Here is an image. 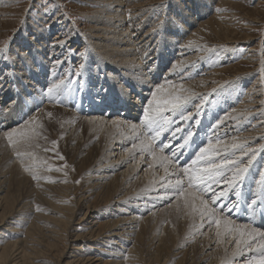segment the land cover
Instances as JSON below:
<instances>
[{"label":"rangeland","instance_id":"rangeland-1","mask_svg":"<svg viewBox=\"0 0 264 264\" xmlns=\"http://www.w3.org/2000/svg\"><path fill=\"white\" fill-rule=\"evenodd\" d=\"M187 1L0 0V174L2 175L0 179L5 178L4 171L11 168L13 163L18 166L20 164L24 165L21 168H26L25 170L29 174L20 169L23 171L20 176L23 179L26 178L24 179L26 185L28 182V184L42 183L41 181L44 178L47 179L43 185L46 188L50 187L48 184L59 185L64 183L62 185L69 186L68 194L62 200L65 203L62 202V204H66L64 208L69 205L72 209V217L67 225L61 222L64 216L67 215L65 210L58 208L54 210L44 208V210H41L49 220L44 238L51 235L52 230L56 229L60 233L62 244H66V247L60 259H57L59 256H55L52 251L48 250L32 254L29 257L32 264H64L77 251L86 253L87 256L95 259L100 258L101 262L94 260V264H131L132 262L133 264H219L222 261H225V263L228 261L227 252L230 251L238 258L236 257L233 262H227V264H262L264 262V248H261L264 245V235H260L264 233V221L260 223L256 221L257 214H264V209H262L264 201L259 202L257 196L252 191L250 192L255 188L254 185L250 187L249 193H244L240 188L238 190L239 194L235 197L233 190L237 186L235 181L237 178L235 180L229 179L232 169H236L238 165L243 166L253 162L251 161L252 158L248 157L247 159L243 156L247 152L253 154V156L255 155L259 160H257V174L262 170L261 173L264 174V150L258 153L260 148L263 147L262 144H264V0H207V2L205 0L197 2L195 0L197 4L186 6ZM203 3H207V6H204ZM173 8L176 9L171 11ZM185 8L190 10V13L186 16ZM200 8H203V11H198ZM116 10L119 11V16L114 18L111 23L108 22L109 17L116 15ZM194 10L197 11L194 12ZM169 16L176 17L179 26L173 28V25H171L170 27L160 28L158 26L160 21ZM191 17H194L192 22L181 32V26ZM110 30L115 34L114 36L119 37L117 38V45H114L113 49L120 56H114L112 59H117L115 62L117 64L122 57L123 63H126L120 65L124 69L121 73L126 70L134 73L139 72L137 80L142 83L148 81V86L141 87V92L136 91L134 93V83L129 78L131 76L116 82L123 90L129 88V95L131 93L136 94L135 98L128 101V108L122 109L124 105L119 106L116 95L111 104H105L107 102L103 100V93L106 92L105 83L100 82L97 84L98 80L101 81L97 77H101L104 72L93 73L94 81L89 87L92 93L89 96L96 101L95 106L92 105L90 99L83 101L82 98H78L79 100L72 104L78 105L80 111L84 113L79 112L78 119H74L75 121L61 119L60 112L63 109H69L64 102L70 100L76 94L85 95L83 91L85 86L81 85V76L80 74L75 76V73L78 70H87V60L90 63L93 62V59H87L91 55L90 41L92 37L95 36L97 40ZM147 32H149L148 37L141 36ZM171 32L175 33V36L179 35L178 40L174 38L172 42L165 44ZM40 33H43V35L37 36ZM36 39L40 40L37 48L43 42L45 43L42 46L47 47L45 55L38 56L44 63L45 69L42 79L45 80L36 79L32 85H29L30 83L25 79V84L28 83L24 87L27 88L29 93L27 94V91H24L22 96L27 97L28 101L32 100L34 96L39 99L40 93L51 87V84L46 83V78H49L51 70H58L59 78L67 80V82L61 85L58 91L54 92V94L57 92L54 95L55 98L48 97L42 103H37L35 109L30 113L20 114L18 111L12 110L14 118L4 121L2 115L6 113L2 108H5L11 100L13 101L12 105H15L17 100V97L12 95V86L15 85L13 76L14 78L18 76V81L23 79V74L20 75L19 73V60L13 52L15 50H29L30 44L36 43L34 42ZM92 40L94 41V39ZM108 40L110 39L108 38ZM131 43H133L134 48L127 50L128 46L125 45L130 44L131 46ZM27 46L29 47L27 48ZM156 46L157 49H155ZM161 46L165 52L160 53L158 57L157 53H151L153 49L158 52ZM109 47L107 45L102 49L96 48V53L108 55L105 50L110 51L111 47ZM125 53L128 54L125 55ZM164 53L165 55H163ZM35 57L36 55L33 56V59ZM31 61L32 58L27 60L26 70H37V65L34 66ZM138 61H140L139 65L141 64L139 68L136 65ZM23 66L21 65V67ZM152 67L157 68L155 73L151 70ZM103 70L109 72L112 69L105 65ZM8 73L11 76H7ZM27 73L28 71H25V74ZM119 73H117V76ZM152 73L154 75L150 77ZM87 80H90V78ZM187 81L193 83L191 87L195 89H190L192 92L180 96L179 101L174 100L171 104L162 105V102L165 101L162 93L167 85L176 87V85L179 86ZM1 89L7 90L3 97L1 96ZM37 90L38 92H36ZM154 92L157 99L161 101L159 105L155 103L150 105L149 103L153 100ZM165 95L169 96L168 94ZM224 95H228L226 100H224ZM221 100H224V103L221 104ZM44 104H51L54 108L47 107V110L42 111L38 119L32 118L34 111ZM173 104H178V106L174 108ZM156 107L161 109L160 113L156 115L150 112L153 119L145 121V109H155ZM87 109L92 111L88 112ZM96 110L102 111V113H96ZM9 111H11L10 108ZM236 115L240 117L235 118ZM87 117L101 120L92 121V123L86 119ZM104 117L107 118L106 123L113 121V124L106 126L103 122ZM25 121L27 122L25 123ZM117 121L122 122V126L113 129ZM71 123H74V125ZM133 124L137 126L135 130L130 128V125ZM10 129L12 130L10 131ZM13 130L19 133L14 136L15 138L13 137L16 141L14 145L9 143L5 135V133L13 132ZM241 131L243 132L240 133ZM233 132L242 136L241 142L243 145H238V143L232 145L230 139L236 135ZM113 134L121 142L118 145L117 140H111ZM229 137L231 138L229 139ZM66 138L71 140L67 141ZM189 138L190 140H196L195 145L191 147L188 145L185 149L178 147L179 145L184 146L185 139ZM141 140L148 143L145 147L161 152L167 162L170 161L171 166L168 167V170L163 171L150 164L152 160L150 154L140 156L139 149L135 148L134 145ZM53 141L56 143H53ZM82 144L84 145L83 148H80V151L79 146ZM245 147L249 149H245V153L240 154L239 149ZM92 148L95 152L93 156L91 153ZM108 149L114 151L108 152ZM201 149L207 151L201 152ZM236 149H238V152ZM120 150H122L123 155L118 156ZM89 153L91 154L89 155ZM135 155L137 159H143L140 164H136L139 168L138 171L132 167ZM198 157L202 158L198 159ZM234 157L235 160L232 161ZM194 161L195 163H193ZM236 161L240 163L237 165ZM144 162L145 164H142ZM96 163L100 164L95 165ZM112 164L115 165V169L110 168ZM85 165H95V167L99 166L100 168L109 165L110 167L106 169L111 170L108 172L109 177L106 178L103 185H99L102 191L98 187L91 197L85 199L82 196L80 201L77 202L81 196L80 194L84 190L86 191L87 183L90 182L93 176L89 174L90 169ZM173 166H177L176 168L181 175L177 178L182 179V182L184 180V188H189L190 181V176L185 173V169L193 172L196 169L212 166V171L209 174H204V183L197 184L189 189L193 190L202 199L207 200L211 206L210 208L224 215L226 219L237 221L239 224L251 225L249 228L252 227L258 232L259 241L254 236L257 234L256 232L251 236L249 235L250 231L245 229L242 230L244 233L242 236L239 233H229L232 234V237L229 239L227 235V238L221 241V245L216 243V241L219 242L221 235L217 236L215 242H213L215 240V237H213L212 244L205 248V252L202 254L203 250L200 251V247L204 243L205 232L212 226L214 229L212 228L209 231L208 236L217 233L215 223L210 222L209 217L195 215L189 205L184 206V201L178 197V194H180L178 189L166 193V197L159 200L155 196H163L164 191H160V185L163 183L154 188L151 186L152 183H157L168 176ZM85 167L87 170H85ZM128 173L133 174L128 175ZM225 173L227 174L225 175ZM34 175L38 176L39 179H33ZM219 175H221L220 181L217 180ZM243 175H238V178L240 179ZM143 177H145L143 183L146 186L150 185V187L142 191L141 182L137 179ZM177 178L176 180H179ZM227 182L231 185L226 184ZM207 186H210L212 191L206 192L205 187ZM232 187L233 189H231ZM3 188H0L1 195L5 191L1 190ZM23 188V197L27 198L29 196L31 197L29 200L33 201L35 190H30L26 186ZM117 188V192H120L119 196L124 197L112 198L113 196L110 193ZM154 190H156V193H152ZM261 190L264 191V188L261 186L256 187L257 192ZM52 192L51 197L59 196L57 194L59 191L54 190ZM144 193L146 196L147 194L152 196V198L141 200L146 204L140 205L135 210L133 209V211L137 210V215L141 217V220H148L145 224L144 233L141 235L140 244H138L139 242L135 243L137 228H135L136 220L133 224L132 219L129 220L130 223L122 222L118 224L117 222L112 225V227L118 225L119 228L116 226L118 229H111H116L121 235L112 236L111 239L104 237L111 233V229H108V226H110L108 223L121 218L124 213H127L128 217L130 216V212H128L129 210L125 205L127 203L122 206L124 209L118 210L117 204L121 203V200L117 201L116 199L126 198L130 202L128 204H136L137 201H140L137 199L144 197ZM97 194L99 196H96ZM213 194L217 197L215 202L212 200ZM224 199L227 201L225 202ZM236 206H241V211H234ZM32 211L29 210L30 215L34 214ZM248 212H252L253 215L248 216ZM16 216L13 214L8 217L4 224H0V231L1 229L8 230L3 233L6 241L2 242L1 240L0 247L14 240L21 241L25 238L22 230L26 224H29L30 218L22 215L18 217L21 219H16V221L14 219L17 218ZM22 217H24L23 220ZM240 218H243V220H240ZM18 223L19 225H17ZM12 224L17 225L15 230H19V232L17 231L19 234L14 231ZM200 225L204 228L198 233L197 227ZM6 226L12 230L7 229ZM170 229L173 230V236H165L167 243L164 244V242L156 240L162 235V230L169 232ZM219 230L222 232L221 229ZM99 232L102 233V236L97 239L96 233ZM75 234H81L82 237L75 238ZM148 237L149 240H146ZM34 239L39 240L41 236L36 235ZM36 240L30 237L28 246L36 245V242H34ZM150 240H153V242L146 245ZM226 240L232 241H230V244L225 245ZM237 240L241 242L237 244ZM161 244H163V247L167 246V250L163 249ZM42 246H44V243H41L39 248H42ZM58 246L61 249V244ZM58 246L54 249L57 250ZM192 246L194 249H191ZM73 247H80V249ZM119 247L120 250L115 251ZM133 247L137 251L132 253L131 258L128 256V259H126L128 250ZM176 248L177 250H175ZM222 248L226 252L225 257L224 252H221ZM192 251H196V256L200 258L195 263H193L194 260L190 261ZM115 252H117V255ZM16 253L17 251L13 254ZM83 257L85 256H81V258ZM214 259L218 260L214 261ZM7 261L9 264L13 262L11 258ZM74 264L88 263L83 260Z\"/></svg>","mask_w":264,"mask_h":264},{"label":"bare ground","instance_id":"bare-ground-1","mask_svg":"<svg viewBox=\"0 0 264 264\" xmlns=\"http://www.w3.org/2000/svg\"><path fill=\"white\" fill-rule=\"evenodd\" d=\"M206 2H207V0H205ZM197 2H199V0H197ZM197 2L195 1V0H188L187 2H186V6H188V5H191V6H193V5H195V3L197 4ZM207 4V3H206ZM206 4H204L203 3V5L204 6H207ZM176 8H173L171 11H174ZM166 10V8L164 9V11ZM197 10H194V12H196ZM198 11H203V8H200V9H198ZM190 13V10L189 9H187V8H185V16L186 15H188ZM115 16H111V17H109L108 18V22H110L111 23V21L112 20H114V18H117L118 16H119V11L118 10H116L115 11ZM193 18L194 17H191V18H189L187 21H185V24H183L181 27H182V29H181V32H183L182 30L183 29H186L187 28V26H188V24H190L191 22H192V20H193ZM180 24H182V23H180ZM171 25H173V28H175V27H177V26H179V23H178V21H177V19H176V17H171V16H169L168 18H165V19H163V20H161L160 21V23H159V27L160 28H163L164 26H167V27H170ZM97 28H102V27H97ZM112 30V29H111ZM111 30H110V32H111ZM34 32V31H33ZM109 31H107V34L106 35H104V36H102L101 38H102V40H101V38H97V40L95 39V36H93L92 37V39H94V41L91 39V43H90V47H92V50H91V55L87 58V59H93V62L92 63H90L88 60H87V62H86V65L88 66V68H87V70H78V71H76V73H75V76H76V74L77 75H79L80 74V76H81V79H82V83H81V85L82 86H85V88H84V96H80V95H74L73 97H71L70 98V100H68V101H65L64 103L67 105V107L69 108V109H63V111H61L60 112V115H61V119H63V120H65V121H73L74 119H78V113L79 112H81L80 111V109H79V106L78 105H73L72 103H76L79 99H83V101H86L87 99H90L91 100V103H92V105H94L95 106V103H96V101L95 100H93L92 98H90V93H92V91H91V88H89L90 87V85H91V83H92V81H94V76H93V73H100V72H104L103 73V75L101 76V77H97V78H99V79H101V81L100 80H98L97 81V84H99L100 82L101 83H105V87H106V92L105 93H103V100H106L107 102L105 103V104H107V103H109V104H111L114 100V97H118V100H117V102L119 103V106H121V105H124V108H122V109H126V108H128V101L129 100H131V98H135L136 96V94H134L136 91H139V92H141V87H145L146 85L148 86V81L146 82V83H142L140 80H137V74L139 73V72H137V73H134L133 71H130V70H126V71H124V73H121V71L122 70H124L123 68H122V66H120V65H125L126 63H123V60H122V57H121V61L120 62H118L117 64H115V62L117 61V59H112V57L114 58V56H120L119 55V53H115L114 52V49H113V47H114V45H117V43L116 42H118V39L117 38H119L117 35L116 36H114L115 34L114 33H110ZM39 33V32H38ZM40 35H43V33H40V34H37V36H40ZM148 35H149V32H147V33H144V34H142L141 36L143 37H148ZM178 37H179V35H176L175 36V33H173V32H171V34L169 35V37H168V39H167V42L165 43V44H167L168 42H172V40L174 39V38H177V40H178ZM108 38L110 39V40H108ZM120 39L121 40H123V38H121L120 37ZM142 39V38H141ZM159 40H161V38H159ZM149 41V40H148ZM161 41H163V40H161ZM34 42H36V43H31L30 44V49L29 50H26V49H24V50H21V51H17V50H15L14 52H13V54L15 55V57L19 60V65H20V67H19V73H20V75L21 74H23V79L22 80H19L20 81V83L18 84V79L17 78H19L18 76H16V78H14V76H13V80H14V86H12V95H13V97H17V100H16V103H15V105H12L13 104V101L11 100V102H9V104L5 107V108H2V110L6 113V114H4L3 113V119H4V121L6 120V119H9V120H11V119H13L14 118V116H12V110H15V111H18L20 114L21 113H30L32 110H34L35 109V107H36V105H37V103H39V102H43L44 100H47V98L48 97H51V98H55V94H57V92L54 94V92L55 91H58V89H60L59 87L61 86V85H63L64 83H66L67 82V80H63V79H61V78H59V74H58V70H51V74H50V76H48L49 78H46V83L47 84H51V89H52V92L51 93H49L48 92V90H45L43 93H40V95H39V99H36L35 98V96L33 97V99L32 100H30V101H28V99H27V97H23L22 96V93L24 92V91H27V94L29 93L28 92V90H27V88H25L26 86H27V83L29 82L30 84L29 85H32L33 84V82H34V80H36V79H42L43 78V73H44V69H45V67L43 66L44 65V63H43V61L38 57L39 55L41 56V55H43L44 53H45V49L47 48V47H45V46H42V44H44L45 42H43L42 44H41V46L39 47V48H37V46H39V44H40V40H38V39H36V40H34ZM145 42H146V40H145ZM146 45H147V42L145 43ZM110 46L111 47V50L110 51H108V50H105L106 52H108V55H102V54H97L96 53V48L97 49H102L103 47H106V46ZM164 45V44H163ZM162 45V46H163ZM25 46V45H24ZM125 46H128L127 47V50H131V48H134V46H133V43H131V46H130V44H126ZM143 46V45H142ZM162 46H161V49L160 50H158V52H156L155 51V49H157V46H156V48L155 49H153V50H151V53L152 54H155V53H157V57L159 56V54L160 53H162L163 51H164V48H162ZM21 47V46H20ZM29 46H27V48H28ZM109 47V48H110ZM169 47V46H168ZM177 47V46H176ZM142 48V47H141ZM170 50H171V48H169ZM51 51V50H50ZM126 52V51H125ZM165 52V51H164ZM128 54V53H127ZM126 53H125V55H127ZM36 55V57L33 59V56H35ZM45 55V54H44ZM131 55V54H130ZM163 55H165V53L163 54ZM11 56V55H10ZM156 57V56H155ZM30 58H32V61H31V63H33V65L34 66H36L37 65V70H34V69H28V70H26L27 69V67H26V64L29 62H27V60L28 59H30ZM154 58V57H153ZM9 60V59H8ZM186 60V59H185ZM11 62V61H10ZM139 62L140 61H138V63L136 64L137 65V68H139V67H141L140 65H139ZM47 64V63H46ZM159 64V63H158ZM21 65H24L23 67H21ZM32 65V66H33ZM105 65H107V66H109V67H111V69L112 70H109V72H106V70H103L104 69V67H105ZM184 66V65H183ZM133 67V66H132ZM29 68V67H28ZM153 69H151V70H153L154 71V73H155V71L157 70V68L156 67H152ZM100 69V70H99ZM25 71H28V73L27 74H25ZM100 71V72H99ZM38 72V73H37ZM118 72H120L119 73V75L117 76V73ZM41 73V74H40ZM50 73V72H49ZM154 73H152V75L150 76V77H152L153 75H154ZM159 73V72H158ZM66 74V73H65ZM7 76H11L10 75V73H8V75ZM127 76H131V77H129L130 79H131V81L134 83V86H133V89H134V93L132 94L131 93V95H129V92H128V89L126 88L125 90H123L122 89V87H120L119 85H117V83L116 82H119L120 80H122L123 78H125V77H127ZM90 78V80H87V79H89ZM28 80V82H26V84H25V82H24V80ZM205 79V78H204ZM42 80H45V79H42ZM181 81V80H180ZM112 82H114V83H112ZM171 82V81H170ZM172 82H173V80H172ZM171 82V83H172ZM182 82V81H181ZM188 82V81H187ZM183 83V84H180L179 86H177L176 85V87L175 86H166V88H165V90L163 91V90H161V91H163V93H162V96H164V100L165 101H170V103H164V102H162V105H167V104H171L174 100H176L175 98L176 97H180V96H182V95H185L186 93H188V92H192L191 90H194L191 86L193 85V83L191 82V83ZM41 83H42V81H41ZM175 83H177L176 81H175ZM178 83H179V81H178ZM254 83V82H253ZM174 85V84H173ZM238 85V84H237ZM25 86V87H24ZM173 87H175V89H173ZM49 88V89H50ZM39 89H40V86H39ZM170 89H172V90H170ZM191 89V90H190ZM2 90V93H1V96L3 97V96H5V93L7 92V90H5V89H1ZM186 90V91H185ZM198 91H200V90H198ZM36 92H38V90L36 91ZM131 92V91H130ZM172 92V93H171ZM260 92V91H259ZM165 94H168L171 98L169 99V96H167V95H165ZM116 95V96H115ZM60 96V95H59ZM165 96H167V97H165ZM228 97V95H224V100H226V98ZM79 98V99H78ZM263 98H264V96H263ZM27 99V100H26ZM224 100H221V104L222 103H224ZM137 102V101H136ZM63 103V104H64ZM264 103V102H263ZM101 104H104V103H101ZM10 105H12L11 107H10ZM47 107H50L51 109L52 108H54V107H52V105L51 104H44V105H41V107L39 108V109H37V110H35L34 111V115H33V117L32 118H39V116L42 114V111H45V110H47ZM100 107H101V105H100ZM9 108L11 109V111H9ZM55 109H59V108H55ZM88 110V112H91L92 110L90 109H87ZM171 110V109H170ZM237 110V109H236ZM85 112H87L86 110H84ZM252 111V110H251ZM96 113H102V111H98V110H96L95 111ZM254 112V111H253ZM253 112H251V113H253ZM82 113V112H81ZM84 113V112H83ZM82 113V114H83ZM231 113V112H230ZM237 113V112H236ZM250 113V114H251ZM257 114V113H256ZM209 115H210V113H209ZM252 115V114H251ZM8 116H10V117H8ZM226 116V115H225ZM228 116V115H227ZM237 116H239V115H236L235 116V118H237ZM259 116V115H258ZM1 117V116H0ZM230 117H231V115H230ZM240 117V116H239ZM198 119H199V117H197ZM228 118H229V116H228ZM233 118H234V116H233ZM67 119V120H66ZM86 119H88V121H90V122H97L98 120H101V119H95V118H90V117H87ZM107 118H103V122H105V125L107 126L108 124H109V126L111 125V124H113V121H110V122H108V123H106L107 122V120H106ZM224 119H225V117H224ZM75 121V120H74ZM27 121H25V123H26ZM92 122V123H93ZM32 123H34V122H32ZM31 123V124H32ZM232 123V122H231ZM31 124H29V125H31ZM35 124V123H34ZM72 125H74V123H71ZM228 124H230V123H228ZM253 124V123H252ZM251 124V126H253ZM256 124H257V121H256ZM262 125V124H261ZM122 126V122L121 123H119V121H117L116 122V124H115V126L113 127V129L114 128H118V127H121ZM257 126V125H256ZM34 127V126H33ZM127 127V126H126ZM238 127V126H237ZM130 128H132V129H134L135 130V128H137V126L135 125V124H133V125H130ZM260 128V127H259ZM112 129V130H113ZM12 129H10V131H11ZM30 130V129H29ZM133 130V131H134ZM225 130V129H224ZM258 130V129H257ZM14 131V130H13ZM23 131V130H22ZM246 131V130H245ZM135 132V131H134ZM243 131H241L240 133H242ZM247 132V131H246ZM251 132V131H250ZM252 132H254V131H252ZM233 133H236V132H233ZM19 134V133H18ZM136 134V133H135ZM247 134V133H246ZM23 135V134H22ZM29 135V134H28ZM33 135V134H32ZM223 135H224V133H223ZM222 135V136H223ZM228 135V134H227ZM236 135H238L237 133H236ZM234 136L233 138H231V137H229V139L231 140V142L233 143H231L232 145H234V144H237L238 143V145H240V144H242V136ZM249 135V134H248ZM248 137V136H247ZM15 138V137H14ZM237 138H238V140H237ZM240 138V139H239ZM6 139H7V137H6ZM30 139V138H29ZM248 139H249V137H248ZM15 140V139H14ZM65 140H71V139H65ZM110 140V139H109ZM111 140H117V145L119 144V143H121L119 140H118V138H116L115 137V135L113 134V137H111ZM244 140H245V138H244ZM73 141V140H72ZM184 141V139L182 140V142ZM185 145L184 146H182V145H179L178 147H183L184 149H185V147L186 146H193V145H195L194 144V142L196 141V140H190V138L189 139H185ZM223 141H224V139H223ZM223 141H222V143H223ZM226 141V140H225ZM228 141V140H227ZM246 141V140H245ZM250 141V140H249ZM74 142V141H73ZM7 143H8V141H7ZM84 143V142H83ZM263 143H264V141H263ZM112 144V143H111ZM116 144V143H115ZM146 144H148V143H146L145 141H143V140H141V141H139L137 144H135L134 145V147L135 148H138L139 149V152H140V156H143V155H146V154H150L149 156H150V158L152 159L151 160V163L150 164H152V165H155L157 168H159V169H161V170H165V169H167L168 170V167H170L171 165H170V161H168L167 162V160L165 159V157H164V155L161 153V152H156V151H153L152 149H149L148 147H145V145ZM14 145V144H13ZM19 145V144H18ZM83 145L84 144H82V145H80L79 146V150L81 151V149L80 148H83ZM231 145V146H232ZM237 145V146H238ZM243 145V144H242ZM28 146V145H27ZM149 146V145H148ZM258 146V145H257ZM262 146L264 147V144H262ZM253 147V146H252ZM261 147V146H260ZM263 147H261L260 148V152H258V153H261V151L262 150H264L263 149ZM104 148V147H103ZM134 148V149H135ZM232 148V147H231ZM248 148V147H247ZM246 147L243 149H239V152H240V154H242V152H244L245 151V149H247ZM251 148V147H250ZM254 148V147H253ZM259 148V147H258ZM85 149V148H84ZM102 149V148H101ZM233 149H234V147H233ZM249 149V148H248ZM13 150V149H12ZM237 150V152H238V149H236ZM253 150V149H252ZM31 151V150H30ZM33 151V150H32ZM108 152L110 151V152H113L114 150H110V149H108L107 150ZM248 151V150H247ZM246 151V152H247ZM249 152H251V151H249ZM91 153H92V156L93 155H95V152H94V150H93V148H92V151H91ZM91 153H89V155L91 154ZM107 153V152H106ZM122 153V154H121ZM245 153V152H244ZM132 154V153H131ZM255 154V153H254ZM121 155H123V152H122V150H120V152H118V156H121ZM244 157H247V159H248V157H250V159L252 158L253 160H251V161H253L251 164H249V163H247V164H245V165H238L240 162L239 161H236V163H237V165H238V167L236 168V169H232V171H231V173H230V177H229V179L231 180H235V178H237L235 181H236V184H237V186L234 188V190H233V193H234V195H235V197H236V195H238L239 193V189L240 188H242V190L241 191H243L244 193H249V190L251 189L250 187L252 186V185H254L255 186V188L254 189H252V190H250V192L252 191L253 193H254V195H256L257 196V200H259V202L260 201H264V191L263 190H261L260 192H257L256 191V187L258 186H261L262 188H264V174L263 173H261L262 171H260V173L259 174H257V169H258V167H257V162L259 161L258 160V158H256L255 157V155L253 156V154H248V152L247 153H245L244 155H243ZM5 157H6V155H5ZM7 157H8V155H7ZM254 157V158H253ZM89 158V157H88ZM237 158V157H236ZM39 159V158H38ZM134 161H133V169H135L136 171H138V169L139 168H137V165L136 164H140L142 161H143V159H137V157H136V155L134 156ZM245 159V158H244ZM249 159V160H250ZM88 160V159H87ZM108 160V159H107ZM235 160V157H234V159L232 160V161H234ZM258 160V161H257ZM180 161V160H179ZM247 161V160H246ZM251 161H248V162H251ZM111 162H115V161H111ZM229 162V161H228ZM230 162H231V160H230ZM229 162V163H230ZM19 163V162H18ZM28 164V163H27ZM97 164H100V163H96L95 165H97ZM142 164H145V162L144 163H142ZM95 165H92V166H88V165H85V166H87L88 167V169H90V175H93L92 176V178H91V180H90V182H88L87 184H88V187L86 188V191L84 192H82L80 195V197H79V199L77 200V202L78 201H80V199H81V197L83 196V198H85V199H87L88 197H91L92 195H93V192H95V190H97V188L99 187L100 189V191H102V188L99 186V185H103V183L105 182V180H106V178L107 177H109L108 176V172L111 170V169H109V170H107L106 168L107 167H110L109 165H107V166H105V168H100L99 166H97V167H95ZM12 167L11 168H8V169H6V171H4V177L5 178H2V179H0V188L1 187H4L3 189H1V190H5L4 191V194H2L1 195V192H0V224H4V222H6L7 220H8V217H10L11 215H13L14 214V216L15 215H17L16 217L17 218H14L15 220L16 219H19L18 217H21L22 215H25L26 217H28V218H30V221H29V224L27 225H25L22 229V233H24V236H25V238L23 239V240H21V241H12V242H10V243H6L5 245H3L2 247H0V264H9L8 263V261L7 260H9V258H11L12 259V261H10V262H12V264H32L31 262H30V255H32V254H35V253H38V252H44V250H48V251H52L54 254H55V256H59V257H57V259L59 258L60 259V257H61V255H62V252H63V250L65 249V247H66V244H62V242H61V236H60V233L59 232H57L56 231V229H53L52 230V234L51 235H49L48 237H45L44 238V232H45V229L47 228V223H48V217L45 215V213L44 212H41V210H44V208H47V210H50V209H56V208H58V209H62V210H65L66 211V213H67V215L66 216H64V218H63V221H61V222H64V224H66L67 225V223L70 221V219H71V214H72V209H71V207H69V205H67L66 206V208H64V206L66 205H63L62 204V200H63V198L68 194L67 192H68V190H69V186H65V185H62V184H64V183H62V184H59V185H50V184H48V186H50V187H48V188H46L45 186H43L44 185V183H46V181H47V179H44L43 178V180L41 181L42 183H39V182H35V183H32V184H28L27 183V185L25 184L26 182L24 181V179H26V178H24L23 179V177H21L20 176V173H22L23 171L22 170H20V169H23V168H21V167H23L24 165H17L16 163H13L12 165H11ZM112 167H110V168H112V169H115L116 167H115V165H111ZM26 167V166H25ZM24 167V168H25ZM80 167H84V166H80ZM177 166H173V168L171 169V171H170V173H169V175L168 176H166L165 178H163L162 180H160V181H158L157 183H152V185L151 186H153L152 188H154V187H156L157 185H160V184H162V185H160V187H161V189H160V191H164V194H163V196L162 195H156L155 197L157 198V199H162V197H166V193H168V192H173L175 189H178V186H177V181H182V179H179V178H177L178 176H181L180 175V173H179V170L176 168ZM231 168V167H230ZM26 169V168H25ZM25 169H23L24 170V173L26 172V173H28ZM106 169V170H105ZM229 169V168H228ZM246 169V170H245ZM248 169H250L247 173H246V171L248 170ZM85 170H87L86 169V167H85ZM84 170V171H85ZM18 171V172H17ZM230 171V170H229ZM228 171V172H229ZM24 173H23V175H24ZM58 173V172H57ZM244 175H243V174ZM29 174V173H28ZM131 174H133V173H128V175H131ZM227 173H225V175H226ZM214 175H215V173H214ZM222 175V174H221ZM221 175H219L218 177H217V180L218 181H220L221 179H220V176ZM238 175H243L242 177H244L243 179H242V177L239 179L238 178ZM7 176H9V177H7ZM26 176H27V174H26ZM32 176V175H31ZM57 176V175H56ZM59 176V175H58ZM2 177V175L0 174V178ZM25 177V176H24ZM172 177V178H171ZM228 177V176H227ZM176 178L177 179H179V180H176ZM115 179V181H117V179L116 178H114ZM32 180V179H31ZM30 180V181H31ZM138 181H140L141 182V185L140 186H142V191L143 190H147L149 187H150V185H148V186H146V184L145 183H143V181H145V177H143V178H141V179H137ZM151 181V180H150ZM234 181V182H235ZM32 182V181H31ZM173 182V183H172ZM233 182V183H234ZM254 182H255V184H254ZM3 184H5L4 186H3ZM226 184H229L228 182L226 183ZM235 184V183H234ZM23 185H24V188H25V186L26 187H28L30 190H35L34 191V199H33V201H30L29 199H31V197H29V196H27V194H26V196H27V198H24L23 197V191H22V188H23ZM183 185H185V183H184V180H183V184H182V186ZM213 185H215V184H213ZM231 184H229V186H230ZM107 186V185H106ZM20 187H22L21 188V190H20ZM41 187H42V189H41ZM23 188V189H24ZM46 189H48V190H46ZM164 189V190H163ZM231 189H233V187L231 188ZM54 190H57V191H59L57 194L59 195V196H56V197H51V195H53V192L52 191H54ZM182 190L185 192V195H183V196H181L180 194H178V197H180V198H182V200L184 201V206H186V205H189L190 207H192V209H193V211H194V214L195 215H197V216H199V217H202L201 216V212H202V210H203V206L201 205V203H200V199H194L193 198V196H191V195H188V193H194V191L193 190H191V189H189V188H184V186L182 187ZM118 191V188L117 189H115L114 191H112L111 193H110V195H112L113 197L112 198H115V197H118L119 195H120V192H117ZM87 193H89V194H87ZM152 193H156V190H154ZM85 194V195H84ZM87 194V195H86ZM195 194V193H194ZM25 195V194H24ZM244 195H246V194H244ZM96 196H99L98 194L96 195ZM103 196V195H102ZM143 198L142 199H137V200H140V201H137V202H139V203H137L136 202V204L135 203H133V204H135V205H133V204H128V203H130L126 198H124V199H116L117 201H119V200H121L120 202L121 203H118L117 205V207H119V209L118 210H122V209H124L122 206H124V204L125 203H127V204H125L126 205V208H128V212H130V216L128 217V214L126 215L125 213L123 214L124 216H122L121 218H117L115 221H113L112 223H108L110 226H108V229H111V228H117L118 227V225H116V226H113L112 227V225H115L117 222H118V224H120V223H122V222H125V223H130L129 222V220L130 219H132V223L134 224L135 222V220H136V227L135 228H137V230H136V237H135V243L137 244V242H139L138 244H140V239H141V235H142V233H144V229H145V224L147 223V219H143V220H141L140 218V216L139 215H137V210L136 211H133V209L135 210V208H137V207H139L140 205H143V204H146V202L144 203V202H141V200H145V198H152V196H150V195H148L147 194V196L145 195V193L143 194ZM146 196V197H145ZM195 196L196 197H199L198 195H196L195 194ZM122 197H124V196H119V198H122ZM128 197V196H127ZM131 197V196H130ZM244 197V196H243ZM141 198V197H140ZM201 198V197H200ZM225 200V199H224ZM227 200H225V202H226ZM33 202V204H31ZM63 203H65V202H63ZM81 205V204H80ZM80 205H79V207H80ZM82 206V205H81ZM211 206L209 205V208H210ZM42 208V209H41ZM37 209H39V210H37ZM116 209V211H118ZM211 209V208H210ZM241 209H242V207L241 206H236V207H234V211H236V210H240L241 211ZM262 209H264V207L262 208ZM29 210L31 211V210H33L32 212L34 213V214H31V215H33V216H31L30 215V212H29ZM214 213H215V215L217 216V217H219V218H221V219H226V217L224 216V215H222L221 213H218L216 210H214V209H211ZM132 211V212H131ZM134 212V213H133ZM60 213V212H59ZM133 213V214H132ZM248 214V216H251V215H253V213L252 212H248L247 213ZM133 215V216H132ZM116 216V215H115ZM31 217H33V218H31ZM205 218H207L208 216L207 215H205L204 216ZM23 218L24 217H22V220H23ZM204 218V219H205ZM21 219V218H20ZM19 219V220H20ZM256 221H257V223H260V222H262V221H264V214L263 213H259V214H257V216H256ZM21 220V221H22ZM25 220V219H24ZM228 220V219H227ZM240 220H243V218H240ZM17 221V220H16ZM20 221V222H21ZM230 221V220H229ZM14 222V221H13ZM19 222V221H18ZM23 222V221H22ZM17 223V222H16ZM139 223V224H138ZM231 223H232V225H235V226H242V230H245V229H248L250 232H252V230L254 229V228H249L251 225H246V224H239V222H237V221H231ZM6 224V223H5ZM8 224V223H7ZM23 224V223H22ZM170 224V223H169ZM13 225V226H12ZM11 226H12V228L14 229V231H18L19 232V230H15V229H17V225H19V223L16 225V224H12ZM1 226V225H0ZM3 226V225H2ZM10 226V225H9ZM10 226V227H11ZM7 227V226H6ZM165 227V226H164ZM5 228V227H4ZM20 228V227H19ZM119 228V227H118ZM117 228V229H118ZM198 229H197V232L199 233L203 228H202V225H200L199 227H197ZM212 226H211V228L209 227V229H208V231L207 232H205V236L203 237V240H204V243L202 244V246L200 247V251L201 250H203L202 251V254L205 252L204 251V249L205 248H207V247H209L211 244H212V239H213V237H215V240L213 241V242H215L216 241V238H217V235H216V233L213 235V236H208V234L210 233L209 231L210 230H212ZM216 228V227H215ZM6 229V228H5ZM7 229H11V228H8L7 227ZM214 229V228H213ZM221 230H222V232L224 233V229H223V226L220 228ZM12 230V229H11ZM255 230V229H254ZM5 231H8V230H4V229H1V231H0V243H2V242H5L6 240H4V235H3V233L5 232ZM111 231V233H110V235H107V236H104V237H107V238H112V236H118L119 234L121 235V233L120 232H117V230L116 229H111L110 230ZM172 231L173 230H169V232H165L164 230H162V235H160L156 240L157 241H162V242H164V244L165 243H167V241H165V236L166 235H170V236H173V234H172ZM17 232V233H18ZM21 232V231H20ZM256 232V231H255ZM255 232H252V235H254L253 233H255ZM257 234L256 235H254V236H256L257 238H258V241H259V235H258V232H256ZM14 234V233H13ZM19 234V233H18ZM36 235H39V236H41V239H39V240H36V239H34L35 238V236ZM202 235V234H201ZM200 235V236H201ZM227 235H228V237H229V239H230V237H232V234H229V233H226V234H222L221 235V238H220V240H219V242L218 241H216V243H220L219 245H221V241H223L224 239H226L227 238ZM251 235V236H252ZM261 235V234H260ZM23 236V235H22ZM75 238H80V237H82L81 236V234H75ZM102 236V233L101 232H99V233H96V237H97V239L98 238H100ZM236 236V235H235ZM253 236V237H254ZM6 237V236H5ZM12 237V236H11ZM10 237V238H11ZM30 237H32V239L33 240H36V241H34V242H36V245H33V246H28L29 245V239H30ZM247 237V236H246ZM156 238V237H155ZM233 238H235V237H233ZM252 238V237H251ZM256 238V239H257ZM7 239V238H6ZM205 239H207V240H205ZM248 239H249V237H248ZM1 240H2V242H1ZM146 240H149V237H148V239H146ZM249 240H251V239H249ZM230 241H232V240H226V243H225V245H227L228 243L230 244ZM114 242V241H113ZM148 242V241H147ZM150 242H153V240H150L148 243H146V241H145V243H146V245L148 244H150ZM30 243H33V242H30ZM41 243H44V246H42V248H39V245L41 244ZM108 243V242H107ZM106 243V244H107ZM116 243V242H115ZM59 244H61V249L59 248ZM103 244V243H102ZM98 245V244H97ZM108 245V244H107ZM111 245V244H110ZM162 245V248L163 249H166L167 250V246H164L163 247V244H161ZM167 245V244H166ZM56 246H58V249L57 250H55L54 249V247H56ZM157 246H160V245H157ZM151 247V246H150ZM219 247V246H218ZM73 248H77V249H80V247H73ZM161 248V249H162ZM190 248V247H189ZM261 248H264V247H262L261 246ZM36 251H35V250ZM118 249V250H117ZM171 249H173V248H171ZM171 249H169V250H171ZM191 249H194L193 248V246L191 247ZM220 249H221V247H220ZM100 250V249H99ZM120 250V247L119 248H116L115 249V251H119ZM175 250H177V248L175 249ZM15 251H17V253L14 255L13 253L15 252ZM101 251V250H100ZM137 250H135V248L133 247V248H130L129 250H128V253H127V256H126V259H128V256H130V258L133 256V254L132 253H135ZM158 251V250H157ZM172 251V250H171ZM189 251V250H188ZM224 252V257L226 256V252L224 251V249L222 248V250H221V252ZM107 252V251H106ZM117 252H115V254L117 255ZM160 252V251H159ZM170 252V251H169ZM220 252V253H221ZM114 253V252H113ZM148 253V252H147ZM166 253V252H165ZM192 255L190 256V261H193L194 260V262L193 263H195V261L197 260V259H200L199 257H197L196 256V251H192ZM228 254H227V256H228V261H226V263H225V261H222V263H219V264H227V262L228 263H230V262H233V260L234 259H236V257H237V255H235V254H233L231 251L230 252H227ZM199 254V253H198ZM201 254V255H202ZM218 255H219V253H217ZM96 255V254H95ZM113 255V254H112ZM158 254L156 253V256H157ZM169 255V254H168ZM171 255V254H170ZM81 256H85V257H83V258H81ZM162 256V255H161ZM196 256V257H195ZM205 256H207L206 254H205ZM160 257V256H159ZM185 257V256H184ZM216 257V256H215ZM129 258V259H130ZM238 258V257H237ZM83 260H85L86 261V263H88V264H94V262L95 261H99V263L101 262L100 261V258H92V257H90V256H87L86 255V253H81V252H79V251H77L74 255H71V258L67 261H65V263L64 264H74V263H77L78 261L80 262V261H83ZM95 260V261H94ZM215 260H218V259H214V261ZM220 260V259H219ZM238 260V259H237ZM7 261V262H6ZM129 261V260H128ZM83 263V262H82ZM98 263V264H99ZM127 263V262H126ZM159 263H160V261H159ZM217 263V262H216ZM131 264H133V262L131 263ZM183 264V263H182ZM215 264V263H214Z\"/></svg>","mask_w":264,"mask_h":264},{"label":"snow or ice","instance_id":"snow-or-ice-1","mask_svg":"<svg viewBox=\"0 0 264 264\" xmlns=\"http://www.w3.org/2000/svg\"><path fill=\"white\" fill-rule=\"evenodd\" d=\"M48 92L51 93L52 89H48ZM177 101H179V97L175 98ZM150 105L152 103H155L157 105H159L161 103V101H159L157 99V95L154 92L153 93V100L149 102ZM164 103H170V101H164ZM178 104H173V107H177ZM161 109L159 107H156L155 109H145V121H149L153 119V116L150 115V112L158 115L160 113ZM51 115V114H49ZM18 133H16L15 131L13 132H8L5 133L8 141L10 144H14L16 143V141L13 139L14 136H16ZM53 143H56L55 141H53ZM207 151L206 149H201V152ZM19 155V153H18ZM202 157H198V159H201ZM61 159H63V157H61ZM195 163V161L193 162ZM246 170V169H245ZM186 174H188L190 176V181L188 184V187H194L197 184H203L204 183V174H209L212 171V166H210L209 168H201V169H196L193 172H189L188 169L184 170ZM33 179H39L38 176L34 175ZM177 186H178V190L180 191V195L183 196L185 195V192L182 190V181H177ZM205 191L206 192H210L212 191L210 186L205 187ZM188 195L193 196L194 199H200V203L203 206V210L201 212V216L204 217L205 215H207L210 218V222H214L217 228V236H220L222 234H226V233H239L241 236L244 234L242 231V226H234L232 225L231 221L227 220V219H221L219 217H217L215 215V213L209 208V202L207 200H204L200 197H196L194 193H188ZM221 195H223V193H221ZM217 199L216 195L213 194L212 200L213 202H215V200ZM39 210V209H37ZM223 226L224 228V233H222L219 229ZM252 232H255V230L253 229ZM252 232H249V235H252ZM261 235H264V233H262ZM241 241L237 240L236 243L239 244ZM262 247H264V245H262ZM262 264H264V262H262Z\"/></svg>","mask_w":264,"mask_h":264}]
</instances>
